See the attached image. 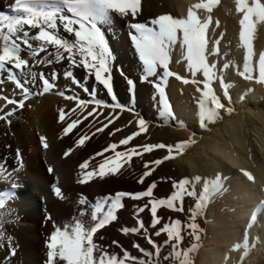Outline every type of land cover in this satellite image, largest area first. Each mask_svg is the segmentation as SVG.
Segmentation results:
<instances>
[{"label":"bare ground","instance_id":"1","mask_svg":"<svg viewBox=\"0 0 264 264\" xmlns=\"http://www.w3.org/2000/svg\"><path fill=\"white\" fill-rule=\"evenodd\" d=\"M199 2L200 0H142L141 11L136 20L143 23L149 22L162 14L185 18L188 9ZM12 3L14 0H0V11L13 14L9 8ZM197 12L201 19L208 16L205 10H197ZM211 15L213 22L209 28V35L213 40L220 39V57H210L209 59L217 61L218 70L225 62H232L228 69L223 70L222 75L224 82L230 85L231 106L237 110V116L228 117L227 113L222 112L223 119L216 124L209 125L210 130L201 128L198 123L197 101L201 93L197 91V85L184 84L181 80L173 77H169L163 86L172 106L175 115L173 122L177 128L172 129L167 126V120H162L159 117L158 94L152 84L141 79L142 65L129 35L134 30L127 26L132 18L130 16L121 18L115 13H113L114 23L112 25L99 26L114 51L115 59L112 69L114 92L118 101L130 110L100 109L105 114L111 113L118 118L104 132L96 133L84 146L77 148L75 142L78 139V134L95 131L94 128L88 127L92 117L85 120L71 134L64 136L63 127L66 126V122L81 116V111L78 110L76 113L66 116L65 123L59 122L60 110L64 109L69 112L76 107V101L67 100L55 93L69 87L72 91L66 92V95H72L75 92L82 99H90V97L61 75L58 79V88L54 89L52 93L38 95L27 100L25 107L10 117L12 121L10 126L4 121H0V162L7 158L8 169L16 168L18 166L15 161L16 149H20L24 165L22 170L13 172V177L22 185L15 193L19 199L15 198V202L6 203L5 208L0 210L4 213L12 210V217L6 216V222L3 225L5 240L0 245V264H46L48 252L46 245L50 234L54 231V225L62 226L64 223L71 222L73 217L79 216V211L82 208L88 207L78 203L81 194L91 204L97 198L109 194L114 195L118 191H143L155 181L157 187L154 189V195L157 198H165L173 192V180L184 177L193 178L197 175L205 179H213L218 174L224 178L225 190L228 189L229 193L224 204H221L220 209L217 210L218 213L213 214L217 209L212 205L213 198L207 202L203 215L197 217V223L203 232L198 249L191 254V259L194 264H263L261 257L262 259L264 257V213L258 214L256 224L251 227H248V224L252 213L261 202H264V165L262 161H252L251 155L252 149L258 146L256 144L264 147V84L256 82L258 71L253 73L256 77L253 80H245L239 75V71L243 69L245 50L239 41L241 15L236 12L235 0H220V4L213 8ZM217 20L219 21L218 27L216 26ZM221 34L223 35L221 36ZM61 35H67L62 28ZM253 45L256 58H258L259 53L264 52V26H258ZM209 47H212L211 43ZM169 67L174 73L191 79V74L187 71V61L184 59L179 45L170 51ZM53 69L61 74L65 70L72 69L75 77L85 82L90 90L93 87L98 89L97 99L112 103L106 90H103L102 86L95 82L94 77L89 76L83 68H72L67 60L52 66L41 65L33 70L37 73L43 71L49 74ZM121 69L136 83L134 94L129 92L126 80L120 75ZM217 75L220 76L221 73L218 71ZM197 79L202 80V75L197 74ZM199 87L203 88V85L201 84ZM212 87L217 95L227 102L223 96L219 79L212 81ZM0 89H2L0 96L17 100L22 98L19 89H16L15 85L9 81L0 85ZM154 96H156L155 100ZM241 96L244 97L243 100ZM94 106H86V110H90ZM14 107L16 105H6V101L0 99V109H3L0 111V115ZM249 109L254 112L248 111ZM139 118H144L147 121L148 131L135 138L128 147L145 143L175 144L189 138H194L197 143L186 149L184 155L166 161L157 167L144 184L137 183L145 170L143 161L159 159L166 155L165 150H155L153 153L145 154L142 159L134 157L128 171L120 175L106 177L104 180L97 178L87 184L78 183L81 178L79 164L93 157L109 144L118 143L120 139L137 131L136 121ZM100 119L101 123L106 122L102 117ZM130 121L132 123H129ZM247 122L257 125L255 128L258 140L255 139L256 142L252 145L247 141V131H244ZM182 127L186 130H181ZM116 128L122 130L115 132L114 135H109ZM202 131L203 133H201ZM191 132L196 135L204 134V136L198 138ZM41 136L46 137L49 145L47 149L42 146ZM8 145L11 147H7ZM68 149L74 150L65 158L64 152ZM124 149L125 146H121L117 150L123 151ZM257 150L260 153L263 152V149ZM106 155H111V153H106ZM100 159L102 158L97 157L93 164ZM49 168L53 171L49 172ZM244 171L251 173L254 180L249 181L244 176ZM53 184L62 189L64 199H59L54 195ZM41 185L44 186L43 191H46L43 198L38 193ZM7 188H11V182L0 178V190ZM196 191L198 193L202 191V184L197 185ZM25 192L30 194L29 198H32L30 202H35V208L27 209L30 208V205L25 202L20 205L21 209L16 211L14 207H19L18 204L24 202L21 199L25 196ZM145 202L146 199L134 201L125 198L123 201L125 207L118 212V220L98 233V236L104 237L99 243L110 246L111 251L119 252L120 249L112 244V241H118L132 255H139L132 247L134 242L138 241L144 248H149L150 246L140 235H124L120 231L122 227L130 228L136 225V208ZM194 203L193 198H186L185 211L182 213L161 209L158 214L164 217L162 223L176 218L187 222L188 208ZM90 210L88 208L89 212ZM207 210L208 213H206ZM16 215L19 219L13 220ZM49 215L51 220L47 219ZM140 216L146 226L150 225L151 216L148 210ZM206 216L212 217L213 221H207ZM150 231L155 230L150 229ZM246 231L247 248L244 247ZM8 238H11L12 244L16 248L15 255H10ZM153 239L162 241L165 236L153 237ZM189 239L191 238L186 237L185 245L190 243ZM237 244H239V248L236 247Z\"/></svg>","mask_w":264,"mask_h":264},{"label":"snow or ice","instance_id":"2","mask_svg":"<svg viewBox=\"0 0 264 264\" xmlns=\"http://www.w3.org/2000/svg\"><path fill=\"white\" fill-rule=\"evenodd\" d=\"M141 3L142 0H14V3L9 6L13 14L0 11V85L6 81L12 82L15 88L19 89L22 97L17 100L0 96V99L6 101V105H16L0 115V121L10 126L12 122L10 117L23 109L27 100L38 95L52 93L54 89H57L61 75L90 97V99H82L75 92L72 95H66V92L72 91L69 87L55 93L67 100L76 101V107L69 112L64 109L60 110L59 122L65 123L66 116L78 110L81 111V116L66 122V126L63 127L64 136L71 134L85 120L92 117L88 127L94 128L95 131L89 133L81 130L83 134H78L75 142L77 148L84 146L96 133L104 132L118 118L111 113L105 114L100 109L130 110L118 101L114 92L112 83L114 51L99 26L112 25L114 23L113 13L121 18L129 16L132 18L127 26L134 30L129 35L142 65L141 79L155 88L159 97L158 115L162 120L175 119L163 86L168 78L173 76L184 84L197 85V91L201 93L197 101L198 123L201 128L209 129V125L221 121L222 112L230 116L235 109L231 106L230 85L224 82L222 73L232 65V62H225L218 70L217 61L209 59L220 57V39L213 40L209 35V28L213 22L211 13L213 8L220 4V0H200L188 9L185 18L162 14L147 23L136 20L141 11ZM235 4L236 12L241 15L239 41L245 50L243 69L239 71V75L245 80H253L256 78L253 73L258 71L256 82L264 84V52L259 53L256 58L253 45L258 26H264V0H235ZM197 10H205L208 16L201 19ZM216 26H219L218 20ZM61 28L67 35H61ZM210 43L212 47H209ZM177 45L187 61V71L191 74V79L182 77L169 69L170 51ZM42 53L45 55H41ZM64 60H67L72 68H83L89 76L94 77L95 82L106 90L112 103L97 99L98 89L93 87L90 90L85 82L75 77L72 69L65 70L62 74L56 69L49 74L43 71L37 73L33 70L41 65L52 66ZM218 71L221 73L220 76L217 75ZM197 74H201L203 79H197ZM120 75L126 80L129 92L134 94L136 89L134 80L129 78L122 69ZM216 79L220 81L227 103L222 102L221 96L217 95L212 87V81ZM201 84L203 88L199 87ZM153 99L155 100L156 96ZM241 99L243 100L244 97L241 96ZM89 105L95 106L86 110V106ZM101 117L106 122L101 123ZM136 126L137 131L120 139L118 143L109 144L93 157L79 164L81 178L78 183L87 184L97 178L104 180L106 177L120 175L128 171L134 157L142 159L145 154L153 153L155 150H165L166 155L163 157L143 161L145 170L137 183L144 184L157 167L166 161L184 155L186 149L197 143L194 138H189L175 144L145 143L128 147L135 138L148 131L147 121L144 118H139ZM121 130L116 128L109 135H114L115 132ZM40 139L42 146L47 149L49 145L46 137L41 136ZM121 146H125V149L117 150ZM73 150L65 151L64 157L67 158ZM106 153H111V155H106ZM97 157L102 159L93 164ZM15 161L18 166L11 170L7 167V158L0 162V178L11 182L10 189L0 192V210L5 208L6 203L15 200L16 190L22 187L13 177V172L22 170L24 167L20 149H16ZM48 171L52 172L53 169L49 168ZM243 174L249 181L254 180L251 173L244 171ZM201 184L202 191L198 193L196 187ZM156 187L157 184L153 181L143 191H118L114 195L109 194L97 198L91 204L81 194L78 203L88 207L82 208L79 216L73 217L71 222L64 223L62 226L54 225V231L50 234L46 245L48 248L46 264H165V262L167 264H194L191 254L198 249L203 232L197 223V217L203 215V210L209 200L225 191L224 178L218 174L213 179H205L197 175L193 178L184 177L173 180V192L165 198H157L154 195ZM52 191L57 198H65L62 189L56 184L52 185ZM125 198L134 201L146 199L145 203L136 208V225L120 229L124 235H140L150 246L144 248L138 241L134 242L132 247L139 255H132L118 241H112V244L120 249L119 252L111 251L110 246L99 243L104 237L98 236V233L118 220V212L125 207L123 203ZM186 198L195 200L194 205L188 208L187 222L176 218L162 223L164 217L158 214L159 211L166 209L182 213L185 211ZM88 208L91 209L90 212ZM146 210L151 216L148 226L140 216ZM259 213H264V202H261L252 213L248 227L257 223ZM6 216L12 217V210L7 213L0 212V245L5 240L3 225L6 222ZM18 219V215L13 217V220ZM47 219L51 220V216L49 215ZM150 229L155 231H150ZM162 235L165 236L162 241L153 239V237ZM186 237L191 238V242L187 245H185ZM8 244L10 255H15L16 248L11 238H8ZM236 247L239 248V244ZM244 247H248L247 231L244 237ZM165 249L167 251H164Z\"/></svg>","mask_w":264,"mask_h":264},{"label":"rangeland","instance_id":"3","mask_svg":"<svg viewBox=\"0 0 264 264\" xmlns=\"http://www.w3.org/2000/svg\"><path fill=\"white\" fill-rule=\"evenodd\" d=\"M144 23H147V21H145ZM169 66H170V62H169ZM169 69L171 70V67H169ZM173 78H175V76H173ZM167 97H168V95H167ZM224 101L225 100L222 99V102H224ZM226 101H227V99H226ZM225 103H227V102H225ZM245 110H243V111L245 112ZM248 111L254 112L252 109H249ZM235 115L237 116V110H235L230 116L235 117ZM227 116L230 117L228 114H227ZM245 124H246V126H245L246 128H245L244 131H247V141L249 143H251V145L252 144H255V142H256L255 139L258 140L257 133H256L257 131H256V128H255V126H257V125H255L252 122H247ZM167 126H170L172 129H176L177 128L176 125L174 124L173 120H167ZM217 128H219V127H217ZM181 130H186V128L182 127ZM201 133H203V131ZM207 133H209V131ZM191 134L194 135V136H196V137H198V138L204 136V134L203 135L202 134L196 135V134H194L192 132H191ZM256 145H258V146L255 149H252V154H251L252 155V161L253 160H256V162L262 161V164L264 165V147L262 145H260V144H256ZM257 149H263V152L260 153ZM259 158H260V160H258ZM43 187L44 186L41 185V187L39 188V191H38V193L41 196V198H43L46 195V191L45 190L43 191V189H44ZM228 193H229V191L227 189L222 194L218 195L216 198L213 199V202H212L213 204L212 205H214V207L217 208L216 211L213 212V214L214 213H218L217 210L220 209V205L221 204H224V201L226 200V197L228 196ZM206 213H208V210H207ZM206 218H207V221H209V222H212L213 221L212 217H210V216L209 217L206 216ZM189 241L191 242V239H189ZM261 260H263V264H264V257H263V259L261 257Z\"/></svg>","mask_w":264,"mask_h":264}]
</instances>
